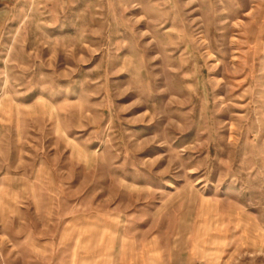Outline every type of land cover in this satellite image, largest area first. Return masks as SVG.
<instances>
[{
    "label": "rangeland",
    "instance_id": "obj_1",
    "mask_svg": "<svg viewBox=\"0 0 264 264\" xmlns=\"http://www.w3.org/2000/svg\"><path fill=\"white\" fill-rule=\"evenodd\" d=\"M0 264H264V0H0Z\"/></svg>",
    "mask_w": 264,
    "mask_h": 264
}]
</instances>
